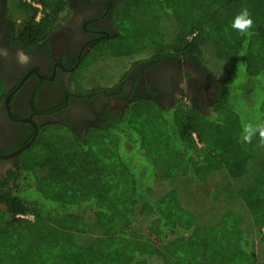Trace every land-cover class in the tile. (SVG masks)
<instances>
[{
  "label": "trees",
  "instance_id": "obj_1",
  "mask_svg": "<svg viewBox=\"0 0 264 264\" xmlns=\"http://www.w3.org/2000/svg\"><path fill=\"white\" fill-rule=\"evenodd\" d=\"M30 1L3 2L36 46L68 0ZM245 7L253 26L240 33ZM111 22L77 91L108 70L123 86L142 62L193 60L217 84L210 107L137 98L82 137L44 125L0 183V264H264V145L240 139L242 120L264 119V0H117Z\"/></svg>",
  "mask_w": 264,
  "mask_h": 264
},
{
  "label": "flooded vegetation",
  "instance_id": "obj_2",
  "mask_svg": "<svg viewBox=\"0 0 264 264\" xmlns=\"http://www.w3.org/2000/svg\"><path fill=\"white\" fill-rule=\"evenodd\" d=\"M3 1L0 74L7 95L0 104V183L16 168L18 156L23 153L17 151L32 144L44 125L67 123L82 137L102 112H123L137 98L153 97L165 107L188 97L187 103L192 101L203 112L209 109L216 89L212 88L213 80L193 60L142 62L130 70L123 86L116 83L106 88L103 86L111 78L99 79L103 88L99 93L92 91L93 80L83 77L84 90L77 91L73 85L76 71L86 63L95 44L114 32L111 16L117 0H68L66 18L55 25L46 42L36 46H26L19 40L22 18H10ZM17 50L30 56L27 66L17 63ZM88 69L85 73L82 70V75L86 76Z\"/></svg>",
  "mask_w": 264,
  "mask_h": 264
},
{
  "label": "clouds",
  "instance_id": "obj_3",
  "mask_svg": "<svg viewBox=\"0 0 264 264\" xmlns=\"http://www.w3.org/2000/svg\"><path fill=\"white\" fill-rule=\"evenodd\" d=\"M252 26L253 20L246 7L242 8L231 22V28L240 33H248ZM3 55L7 57L8 53L6 50H3ZM16 58L17 63L22 67L27 66L31 59L23 50H17ZM181 87H184L183 83ZM254 138H258L260 144L264 145V119H258L255 122L242 120L240 139L244 143L250 144Z\"/></svg>",
  "mask_w": 264,
  "mask_h": 264
},
{
  "label": "rangeland",
  "instance_id": "obj_4",
  "mask_svg": "<svg viewBox=\"0 0 264 264\" xmlns=\"http://www.w3.org/2000/svg\"><path fill=\"white\" fill-rule=\"evenodd\" d=\"M18 18L19 17H17V19H15V20L18 21L19 20ZM20 25H22V22H21ZM113 72H114V75H113V73L110 70H108L107 73L106 72H104V73L103 72L102 73H98L99 76H100V78H98L97 76L93 77V83H96L99 79L100 80L103 79V77L105 76L107 79L108 78H111V80H108L107 83L105 82L106 84H104L103 87H106V88L114 87L116 85V83H118V81H119V79H118L119 74L117 73L116 70L113 71ZM212 82H213V86H217V84L214 81H212ZM213 86H212V88H213ZM36 155H37V150H32L31 152H29V154L27 155V158L26 159L28 161H31V160H33L36 157ZM228 193H229L228 190L216 191V192H214V195L213 196H215V198H217V199H222V198H226L227 195H228Z\"/></svg>",
  "mask_w": 264,
  "mask_h": 264
},
{
  "label": "built area",
  "instance_id": "obj_5",
  "mask_svg": "<svg viewBox=\"0 0 264 264\" xmlns=\"http://www.w3.org/2000/svg\"><path fill=\"white\" fill-rule=\"evenodd\" d=\"M29 2H31L30 0H28ZM33 3V2H32ZM34 6L40 8V5H37L35 2H34ZM21 218H26V219H29V220H34V217L33 216H30V215H27V216H23L21 215L20 216Z\"/></svg>",
  "mask_w": 264,
  "mask_h": 264
},
{
  "label": "water",
  "instance_id": "obj_6",
  "mask_svg": "<svg viewBox=\"0 0 264 264\" xmlns=\"http://www.w3.org/2000/svg\"><path fill=\"white\" fill-rule=\"evenodd\" d=\"M30 146V144L28 145V146H26V147H24V148H22V149H20L19 151H17V153L16 154H19V153H21V152H23L26 148H28Z\"/></svg>",
  "mask_w": 264,
  "mask_h": 264
}]
</instances>
